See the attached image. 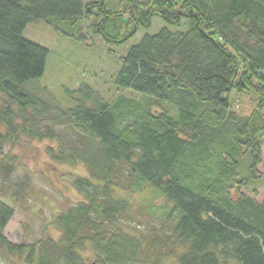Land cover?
Returning <instances> with one entry per match:
<instances>
[{
  "label": "trees",
  "instance_id": "obj_1",
  "mask_svg": "<svg viewBox=\"0 0 264 264\" xmlns=\"http://www.w3.org/2000/svg\"><path fill=\"white\" fill-rule=\"evenodd\" d=\"M157 16L175 29L143 35L121 58L124 92L112 101L91 95V105L59 108L30 90L49 50L23 36L29 23L69 30L90 19L94 34L120 46ZM232 92L249 97V114ZM0 96V151L22 133L46 137L58 144L47 149L54 160L88 172L73 182L83 199L54 216L57 238L10 241L14 209L0 200L2 258L264 264V0H0ZM138 195L164 215L152 232L125 225Z\"/></svg>",
  "mask_w": 264,
  "mask_h": 264
},
{
  "label": "rangeland",
  "instance_id": "obj_2",
  "mask_svg": "<svg viewBox=\"0 0 264 264\" xmlns=\"http://www.w3.org/2000/svg\"><path fill=\"white\" fill-rule=\"evenodd\" d=\"M89 1L91 0H86ZM90 25V19H84L82 24L69 26V30L64 29L65 27L57 29L43 20L27 25L23 36L49 50L44 74L29 82V89L39 99L49 100L48 102L59 108L73 106L81 99L91 105V95H99L109 102L112 101L113 97L124 92L115 82L122 65L121 58L143 35L153 34L162 26L175 29V26L157 16L150 27H141L129 41L116 46L106 43L100 35L94 34ZM81 87L91 91L80 92L78 90ZM125 93L132 95L128 91ZM229 97L240 113L249 114L253 110L254 105L248 96L232 92ZM57 145L56 141L49 138L22 133L16 143L6 145L0 151V200L14 209L5 235L14 243H35L45 236L59 237L51 224L54 216L67 211L83 199L73 182L78 176L87 175V169L81 163L54 160L47 149ZM258 169L264 180V148L263 162ZM258 193L257 200L262 201L264 185L259 188ZM142 197L144 195L134 198L136 208L125 225L131 231L152 232L159 226L164 215L161 210L152 212L148 209L149 204L142 203ZM164 202L161 199L157 204L162 205ZM0 263L24 264L15 262L14 259H4L1 253ZM165 264L173 263L167 261Z\"/></svg>",
  "mask_w": 264,
  "mask_h": 264
}]
</instances>
